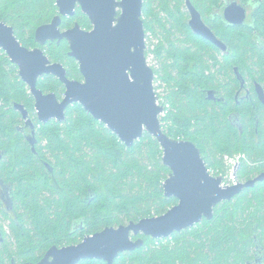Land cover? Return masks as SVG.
Instances as JSON below:
<instances>
[{"label": "trees", "instance_id": "16d2710c", "mask_svg": "<svg viewBox=\"0 0 264 264\" xmlns=\"http://www.w3.org/2000/svg\"><path fill=\"white\" fill-rule=\"evenodd\" d=\"M193 1L203 11H212L217 2ZM58 13L56 0H0V20L12 26L28 48L38 46L36 29ZM143 20L146 39L157 41L146 56L152 52L159 62L152 68L164 89V96L158 94L167 106L161 117L164 131L193 142L210 172H224V157L234 154H244L251 162L241 165L240 181L264 172V107L256 96L253 104L233 100L239 87L235 67L250 81L264 84V45L257 43L258 31L264 37V0L249 25L230 28L220 18L207 21L228 44L226 55L191 31L183 0H144ZM76 22L92 29L79 7L74 17L63 18L62 29ZM43 49L52 62L64 65L70 79L83 80L67 41L48 43ZM38 87L60 100L65 95L64 84L54 76L40 79ZM210 90L226 103L209 101ZM15 103L26 108L35 124V151L28 141L31 130ZM0 153V182L10 187L14 204L13 215H8L0 200V264H37L53 246L79 244L106 228L164 215L178 204L164 194L171 170L153 136L146 132L128 148L79 104L67 109L64 122L41 123L34 97L2 50ZM139 237L144 246L120 254L114 264H246L253 249L264 248V182L219 204L213 219L165 239L174 240V245L156 248L155 243L164 239Z\"/></svg>", "mask_w": 264, "mask_h": 264}, {"label": "water", "instance_id": "95a60500", "mask_svg": "<svg viewBox=\"0 0 264 264\" xmlns=\"http://www.w3.org/2000/svg\"><path fill=\"white\" fill-rule=\"evenodd\" d=\"M143 0H56L58 15L51 23L36 29L35 40L41 47L48 42L66 40L69 56L78 65L83 81L72 80L62 63H53L43 49H28L16 36L15 29L0 21V49L19 70V76L35 98L39 121L64 122L70 106L79 104L97 121L111 130L128 148L134 146L147 132L163 150V163L171 173L163 183L167 198L178 204L161 216L111 227L89 235L75 245L53 246L37 264H79L83 260H101L114 264L120 254L144 246V235L152 239H166L176 232L191 229L204 219L214 217L215 208L233 200L245 188L264 182V174L245 184L222 188V177L210 174L200 149L191 141L170 137L163 129L161 116L166 108L159 104L154 88L155 73L146 56V33L143 20ZM187 5L193 32L212 42L224 52L228 47L202 21L189 0ZM89 18L92 30H84L79 23L61 30L64 17H74L77 8ZM246 10L237 4L226 9V18L233 25L244 23ZM238 78L243 77L236 69ZM44 76L58 78L66 87L60 100L56 94H45L38 87ZM264 104V89L257 85ZM209 101H221L216 92L207 93ZM31 130L28 141L35 151V124L22 104H14ZM4 153H0V162ZM31 264V263H26Z\"/></svg>", "mask_w": 264, "mask_h": 264}, {"label": "flooded vegetation", "instance_id": "af4514ba", "mask_svg": "<svg viewBox=\"0 0 264 264\" xmlns=\"http://www.w3.org/2000/svg\"><path fill=\"white\" fill-rule=\"evenodd\" d=\"M191 2V4L194 6V8L199 12L201 18H202V21L204 22V24L222 41L224 42V44L228 47V51L227 52H224L223 50H221L220 48H218L216 45V47L224 54H228L229 53V46L228 44L223 41L217 34L216 32L214 31V29L209 25V23L207 22L208 20L210 21H215L217 18H220L222 23L226 25V27H230V28H236V27H243V26H246V25H249L252 23L253 21V16H255L257 13H258V10L260 9V6L262 4V0H250V2H244L242 0H217L216 3H213L215 6L213 7V10L212 11H203L200 7H198L196 4H199V3H196L194 2L193 0H189ZM144 2V0H143ZM232 4H237V6H240L242 8H244L246 10V17H245V20H244V23L241 24V25H233L231 24L227 18H226V9L232 5ZM144 5V3H143ZM183 5H184V10L185 12L187 13V17H188V26L189 28L191 29V31L193 32L192 28L190 27L189 23H190V20L192 19V16H191V13H190V10L188 8V5H187V0H183ZM83 13V12H82ZM84 14V13H83ZM85 15V14H84ZM56 17V16H55ZM54 17V18H55ZM66 18H71V17H66ZM2 21V20H0ZM91 22V21H90ZM62 23H63V19H62ZM78 23V22H76ZM75 23V24H76ZM80 25V24H79ZM92 25V23H91ZM75 26V25H74ZM73 26V27H74ZM81 26V25H80ZM72 27V28H73ZM82 27V26H81ZM83 28V27H82ZM256 30L258 29V25L257 27H255ZM71 29V28H69ZM84 29V28H83ZM92 29H93V26H92ZM91 29V30H92ZM61 30L62 31H66V30H63L62 29V25H61ZM68 30V29H67ZM84 30H87V29H84ZM194 33V32H193ZM195 34V33H194ZM196 35V34H195ZM198 36V35H197ZM201 37V36H200ZM203 38V37H201ZM19 39V38H18ZM205 39V38H203ZM36 41V40H35ZM63 41V40H62ZM61 41V42H62ZM66 41V40H65ZM147 41V39H146ZM208 41V40H207ZM21 42V41H20ZM57 42V41H55ZM60 42V43H61ZM210 42V41H209ZM48 43H52V42H48ZM47 43V44H48ZM58 43V42H57ZM58 43V44H60ZM212 43V42H210ZM257 43L259 45H261L263 47L264 45V37L259 33V31L257 32ZM46 44V45H47ZM213 44V43H212ZM23 45V44H22ZM45 45V46H46ZM214 45V44H213ZM24 46V45H23ZM45 46L41 47L40 45H38L37 47H40L41 49H43ZM26 47V46H25ZM28 48V47H26ZM36 48V47H34ZM34 48H28V49H34ZM1 50V49H0ZM44 53H45V50L43 49ZM4 52V51H3ZM5 53V52H4ZM46 54V53H45ZM48 57V56H47ZM49 58V57H48ZM51 61V60H50ZM53 63H59V62H53ZM18 68V67H17ZM236 69H238V72L241 74V76L243 77V80H244V83H241V81L239 80L238 78V73H236ZM18 74H19V70H18ZM234 75L236 76L237 80H238V83H239V87H237L234 91V95H233V100L236 104L240 105L241 103H244L246 101H248L249 103H252L254 102V99H255V96L258 100V102L264 107V104L261 102L260 98H259V94L257 92V85H261L264 89V84H261L259 83L258 81L256 80H252L250 81L249 77L248 78H245L243 76V74L240 72L239 68L238 67H235L234 68ZM45 77V76H44ZM42 77V78H44ZM40 78V79H42ZM39 79V80H40ZM39 80H38V83H39ZM72 80H75V79H72ZM84 80V78H83ZM82 80V81H83ZM79 81V80H77ZM28 86V85H27ZM65 86V85H64ZM37 87H38V84H37ZM29 88V86H28ZM39 88V87H38ZM40 89V88H39ZM41 91H43L42 89H40ZM211 91V90H210ZM29 92H30V88H29ZM44 92V91H43ZM65 92H66V87H65ZM216 92V91H215ZM45 93V92H44ZM31 94V93H30ZM45 94H49V93H45ZM55 94V93H54ZM32 95V94H31ZM216 98H219L221 99V101H224V103H226V98L223 97V96H219L216 92ZM35 99V98H34ZM221 101H218V102H221ZM36 103V101H35ZM254 109H256V107L254 106ZM257 116H256V120H257ZM232 120L234 121V119L232 118ZM239 120V115H236V119L235 121L237 122ZM259 122V121H258ZM258 122H257V125H258ZM240 126V124H237ZM249 165H251V162L250 160H248L247 158V162ZM241 167V166H240ZM239 167V169H240ZM264 174V172H261L259 173L258 175H256L254 178L248 180V181H240L239 184H245L251 180H254L255 178H257L258 176ZM257 183H260V182H257ZM256 183V184H257ZM255 184V185H256ZM255 187V186H254ZM249 188H253V187H249ZM248 188H245L242 193ZM10 187L9 186H6L4 183L0 182V200H1V204H2V207L4 208L5 212L8 214V215H13V212H14V204H13V199H12V196L10 194ZM241 193V194H242ZM136 237H133V239H135ZM138 238H141V237H137L136 239ZM135 239V240H136ZM246 264H264V248L263 247H256L253 251V255H252V259L251 260H248L246 262Z\"/></svg>", "mask_w": 264, "mask_h": 264}, {"label": "built area", "instance_id": "2783aa9c", "mask_svg": "<svg viewBox=\"0 0 264 264\" xmlns=\"http://www.w3.org/2000/svg\"><path fill=\"white\" fill-rule=\"evenodd\" d=\"M159 104L163 105L160 101V98H159ZM165 108H166L165 113L162 114L161 117L165 116L167 112V106ZM245 162H247V158L244 154L226 155L224 157L225 171L224 172L217 171V173L210 171L209 172L214 177H219V176L222 177L223 180L221 187L226 189L239 184L240 182L238 176L239 167Z\"/></svg>", "mask_w": 264, "mask_h": 264}, {"label": "rangeland", "instance_id": "374dc122", "mask_svg": "<svg viewBox=\"0 0 264 264\" xmlns=\"http://www.w3.org/2000/svg\"><path fill=\"white\" fill-rule=\"evenodd\" d=\"M157 43V41L155 40V39H153V37L152 36H150L149 38H148V40L146 41V46H147V48H146V51L149 49V50H153L154 49V44H156ZM148 62H149V64H150V66L151 67H154V68H157L158 66H159V62H158V60L156 59V57H155V54L154 53H150L149 54V57H148ZM154 88H155V91H156V93H157V95L158 94H160V95H162V96H164V89L163 88H160V82L159 81H156V77H155V80H154ZM167 239V238H166ZM169 239V238H168ZM169 241H167V240H165L164 239V241H162V243L160 244V242H158V243H155V247L156 248H161V246L164 244V245H168V244H170V242H172L171 244L172 245H174L175 243V241L174 240H171L169 243H168ZM253 251H254V249L251 251V255H253Z\"/></svg>", "mask_w": 264, "mask_h": 264}]
</instances>
